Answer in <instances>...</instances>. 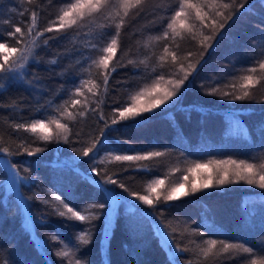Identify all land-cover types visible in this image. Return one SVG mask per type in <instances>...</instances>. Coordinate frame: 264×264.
<instances>
[{
    "label": "trees",
    "instance_id": "obj_1",
    "mask_svg": "<svg viewBox=\"0 0 264 264\" xmlns=\"http://www.w3.org/2000/svg\"><path fill=\"white\" fill-rule=\"evenodd\" d=\"M59 3L60 0H52V6H49L45 0L39 17L40 28L54 17ZM31 7L26 0H0V32L4 33L6 42L11 44L12 38L7 36L9 25L5 21L14 22L16 26L26 25L29 17L20 13ZM241 12L235 23L230 22L226 27L224 38L214 50L205 54L193 74V83L187 86L177 102H169L153 113H144V118H137L139 123L124 122L129 126L122 123L117 126L120 131L109 133L111 143L100 153L99 159L104 162L98 163L102 172L111 176L122 166L106 155L111 149L117 150L113 154L166 151L165 156L153 161L136 162L147 164L150 171H134L135 165H131L129 171L120 174V181L131 191L143 194L153 179H164L169 188L184 182L185 175L191 181L193 177L187 173V168L193 163L227 159L245 160L257 166L264 163V103L230 101L220 99L219 95L205 94L206 89L212 88L219 92L231 90L232 83L238 87L239 77L247 74L246 69L256 66L264 53V4L261 0H247ZM136 32L135 37L131 30L122 33L121 50L116 57L119 63L127 64L129 59L138 61L146 55L152 56V63L155 60L153 53L157 56L161 53L160 43H153L149 49L143 48L144 37L139 34V26ZM52 35L57 34H46ZM85 43L84 38L74 34L68 39L50 40L47 46L37 49L36 60L30 61L23 70L27 73L23 79H0L4 86L0 89L3 105L0 107V137L4 146L15 151L20 142L19 135L28 143L35 140L33 146L46 149L36 156L0 154V158L6 159L0 160V264H65L56 254L60 250L74 252L81 264H171L173 252L165 243L164 233L176 246L192 249L179 257L180 264L195 261L196 244L205 239L243 244L264 253V191L258 188L242 183L221 186L150 208L134 202L115 185L104 184L103 174L89 177L92 165L87 162L88 158L74 159L76 153L72 148L80 147L79 144L44 143L30 133L12 132L10 125L14 123L51 115V109L48 112H37L36 109L49 100L53 105L63 103L81 79L90 78L83 70L87 68V62L75 63L81 59L79 51L68 54L75 46L86 56L97 58L98 52L82 48ZM184 47L190 46L185 44ZM53 59L58 63H49ZM196 59L198 57L194 56L193 62ZM119 63L109 82L110 93L103 109L106 115L115 102L125 101L137 86L151 82L140 73L134 74L131 65L120 67ZM257 75H260L259 70ZM91 78L98 79L96 69H92ZM84 92L87 95L86 88ZM253 94L257 99L264 95V84L256 86ZM69 126L73 133L83 130L98 134L103 123H98L89 113ZM71 139L75 140V135ZM81 139L87 140V137ZM5 163L17 165L19 189L8 186L9 170ZM129 164L125 162L124 166ZM52 192L61 195L76 209L108 202L106 209H89L100 219L93 222L88 245L77 241V235L88 224L56 215ZM44 200L50 203H42ZM112 202H115L116 212L108 220ZM191 229L203 235H192ZM53 236H57L59 242L54 241ZM73 245H78L79 250ZM245 256L237 257L233 253L221 257L217 251L209 264L212 260L216 264H243Z\"/></svg>",
    "mask_w": 264,
    "mask_h": 264
},
{
    "label": "snow or ice",
    "instance_id": "obj_2",
    "mask_svg": "<svg viewBox=\"0 0 264 264\" xmlns=\"http://www.w3.org/2000/svg\"><path fill=\"white\" fill-rule=\"evenodd\" d=\"M26 2L32 6L20 13L21 16L28 15L29 22L26 25L16 26L14 22L5 21L9 25L7 36L12 38L11 44L5 41L4 33L0 32V79L5 77L10 80L23 79V75L27 74L23 70L30 61L36 60L38 48L47 46L50 40L68 39L73 34L86 40L82 48L89 52H98L99 55L97 58L86 56L84 51L75 46L69 50L68 54L79 51L81 59L76 60L75 63L82 65V62H87V68L83 70L89 74L90 78L81 79L63 103L53 105L49 100L45 105L38 107L37 112L52 110V114L46 118L10 125L13 133H30L36 140L44 143L62 141L64 144H79L80 147L72 148V151L76 153L74 159L88 158L87 162L92 165L89 177L92 174L97 176L103 174L104 184L115 185L138 204L150 208H157L161 203L166 205L168 202L180 200L207 189L227 185L242 183L264 191V163L257 166L245 160L227 159L193 163L187 168V173L193 177L191 181L185 175L184 182L176 183L169 188L164 179H153L147 184L143 194L131 191L125 183L120 181V174L129 171L131 165H135L132 168L134 171H150L147 164L136 162L153 161L165 156L166 151L113 154L117 150L111 149L106 155L111 156L115 162L121 163L119 172L110 176L98 167V163L104 162L103 159H99L102 149L111 143L109 133L120 131L118 125L128 121L139 123L137 118H144V113H153L169 102L175 103L179 100L183 92L187 90V86L193 83L195 78L193 74L201 65L205 54L209 50H214L219 41L224 38L225 29L230 22L235 23L236 19L242 15L241 10L245 9L247 0H60L54 17L43 28L39 27V17L43 12L42 5L45 0H26ZM47 3L52 6V0H47ZM261 3L264 4V0H261ZM13 11L16 10L13 9ZM141 21L144 23L141 24ZM137 26H139V34L144 37L142 47L149 49L153 43H160L162 51L158 56L153 53L155 60L152 63H150L152 56L147 55L138 61L129 59L127 64L119 63L116 57L121 50L122 33L131 30L135 37ZM52 33L57 35L46 36ZM185 44L190 47H184ZM194 56L198 57L195 62H193ZM49 63L56 64L58 61L53 59ZM118 63L120 67L131 65L134 74L140 73L151 82L137 86L134 92L128 94L125 101L115 102V106L111 107L110 113L106 115L103 109L107 103L106 97L110 93L109 82L112 74L117 71ZM92 69H96L98 79L91 78ZM258 70L260 75H257ZM245 71L247 74L239 77L238 87L232 83L231 90L219 92L218 89L212 88L206 89L205 94L219 95L220 99L230 101L264 103V95L257 99L253 94L256 86L264 84V53L257 60L256 66ZM3 87L0 84V89ZM85 88L87 95L84 92ZM0 107H3L2 103ZM12 107L15 105L13 104ZM89 113L96 117L98 123H103L99 133L91 134L83 130L73 133L69 125L78 122V118H86ZM21 120H23L22 117ZM124 126L129 125L124 123ZM73 135L76 137L75 140L71 139ZM82 136L87 137V140L81 139ZM17 138L20 142L13 151L4 146L0 137V154L36 156L46 150L42 146H33L35 140L28 143L19 135ZM0 160L6 159L0 158ZM125 162L130 164L124 166ZM8 167L13 171L15 178L18 175L17 165L11 163ZM181 189L184 190L181 191ZM51 195L55 201L56 215L88 224V227L77 235L79 244L88 245L91 242L93 222L100 219L98 214L89 209H106L108 202L76 209L69 206L61 195L55 192ZM42 203L49 204L50 201L44 200ZM112 207L115 211V202H112ZM186 231L189 230L186 229ZM190 233L203 235L196 229H191ZM164 235L165 243L173 252L171 264H180L179 257L192 249L188 246H176L167 233ZM52 239L59 242L57 236H53ZM192 243L195 244V241ZM64 247L68 246L64 245ZM72 247L79 250L78 245ZM196 248L198 249L196 260H187L185 264H209L210 258L216 257L217 251L220 252L221 257L224 254L231 256L235 253L237 257L240 254H246L243 264H264V253L243 244L229 243L220 239H205L200 244H196ZM56 254L65 261V264H81V259L74 252L60 250ZM211 264H216V261L212 260Z\"/></svg>",
    "mask_w": 264,
    "mask_h": 264
},
{
    "label": "rangeland",
    "instance_id": "obj_3",
    "mask_svg": "<svg viewBox=\"0 0 264 264\" xmlns=\"http://www.w3.org/2000/svg\"><path fill=\"white\" fill-rule=\"evenodd\" d=\"M5 164H6V166H7V169L9 170L8 186H9L10 188H14L13 190H16L15 188H17V187H18V189H19V186H17L18 183H19V177H18V175L14 178L13 171L8 167V164H10V163H8V164L5 163ZM133 201L136 202L135 200H133ZM136 203H137V202H136ZM115 212H116V209H115V211H113V209L110 210L109 215H108V220H111V219L113 218ZM134 225H135V226H136V225L138 226V223L135 222Z\"/></svg>",
    "mask_w": 264,
    "mask_h": 264
}]
</instances>
